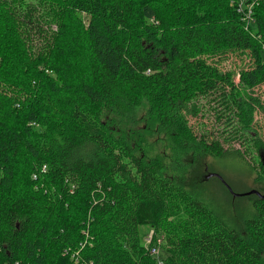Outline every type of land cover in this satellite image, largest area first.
<instances>
[{"label": "trees", "instance_id": "16d2710c", "mask_svg": "<svg viewBox=\"0 0 264 264\" xmlns=\"http://www.w3.org/2000/svg\"><path fill=\"white\" fill-rule=\"evenodd\" d=\"M263 51L264 0H0V264H264V186L232 228L144 135L222 156L207 105L264 183Z\"/></svg>", "mask_w": 264, "mask_h": 264}, {"label": "rangeland", "instance_id": "374dc122", "mask_svg": "<svg viewBox=\"0 0 264 264\" xmlns=\"http://www.w3.org/2000/svg\"><path fill=\"white\" fill-rule=\"evenodd\" d=\"M254 3L255 1L247 5H251V9H253ZM248 60L247 57L245 59L236 54L230 55L227 60L221 62V68L238 71L248 63ZM261 97L264 98L263 95ZM254 117L256 119L254 130L259 132V138L264 141V111L257 112ZM188 118L195 133L198 135L205 133L209 138L220 139L228 150L222 156H211L201 152L178 154L169 148L168 140L164 135L158 136L151 133L144 134L145 143H147L145 150L150 157L160 156L165 163L166 173L183 183L188 190L211 207L230 227L242 229L244 220L251 217L254 212L252 195L255 193H245L252 190L259 191L264 186L263 181L256 180L255 162L257 157L250 150L243 154L242 151L246 150V147L240 140H231L228 143L222 140L223 137H220L222 125L220 126L216 122L212 109L208 110L207 105L197 116H189ZM233 149H240L241 152ZM208 174L212 175L206 177ZM219 176L226 181L233 191L224 187L225 183ZM234 192L239 195L233 194ZM150 230V225L140 226L143 239ZM158 244L156 245L160 247Z\"/></svg>", "mask_w": 264, "mask_h": 264}, {"label": "built area", "instance_id": "2783aa9c", "mask_svg": "<svg viewBox=\"0 0 264 264\" xmlns=\"http://www.w3.org/2000/svg\"><path fill=\"white\" fill-rule=\"evenodd\" d=\"M246 8H244V14L246 16V19L248 21L252 20V9H251V5H246ZM45 169V167H44ZM153 236H154V230L151 228V230L147 233L146 237H145V245L148 247L149 251L151 254L155 255L160 263H162V260L160 259V247H158L157 245H152V240H153Z\"/></svg>", "mask_w": 264, "mask_h": 264}, {"label": "water", "instance_id": "95a60500", "mask_svg": "<svg viewBox=\"0 0 264 264\" xmlns=\"http://www.w3.org/2000/svg\"><path fill=\"white\" fill-rule=\"evenodd\" d=\"M212 174H208L206 177H210ZM221 179H222V181L225 183V185H226V187H228V189L230 190V191H233L232 190V188L231 187H229V185L226 183V181L221 177V176H219ZM250 193H255V194H257V195H259V196H261V195H263L260 191H258V190H252V191H249V192H247V193H245V194H250ZM233 194H236V195H239L238 193H233Z\"/></svg>", "mask_w": 264, "mask_h": 264}]
</instances>
